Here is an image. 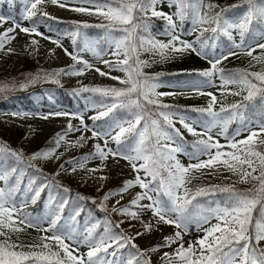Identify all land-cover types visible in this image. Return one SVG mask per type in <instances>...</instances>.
Wrapping results in <instances>:
<instances>
[{"label":"snow or ice","instance_id":"1","mask_svg":"<svg viewBox=\"0 0 264 264\" xmlns=\"http://www.w3.org/2000/svg\"><path fill=\"white\" fill-rule=\"evenodd\" d=\"M3 2L4 0H0V3ZM8 2L11 4L13 0H8ZM24 2L26 5L30 4V7L25 10L24 19H31L37 15V11H39L38 5L44 4L46 0H24ZM50 2L63 8L66 6L67 0H64V2L62 0H50ZM76 2L94 5L96 14L103 16L110 22L108 25H97V27H106L109 29V33L116 25L125 26L118 29L124 33L118 38L112 37L109 33L105 34V38L108 41V49H113L111 54L116 56L117 59L115 61L102 60V62L110 70L123 71L126 74V78L112 77V79H120L121 84L130 86L125 88L85 87L81 89L84 92L98 93L103 97L113 98L110 103L101 105L105 108L104 111H100L97 115L90 117V119L93 121L100 120L117 108L127 109L130 118L117 119L113 117L106 125L99 127L96 125L90 127L84 124L82 118V128L73 129V126L69 124V131H89L92 133V136L88 138L81 135L77 141L69 145L70 147H82V142H86V139H99L104 142L103 146L99 143L95 144V151L93 153L70 161L72 171L75 172L77 168L83 169L93 159H99L101 162L108 160L109 157L114 160L117 157L126 160L136 173L135 177L124 181L123 186L118 190L108 192L103 200L108 201L114 195L122 196L123 193L137 186L142 189L141 192L135 194L128 205H122L119 208L114 207L112 211L119 215H126L134 220H140L145 211H150L157 224L174 225L177 231L173 236L165 237L164 246H171L177 241L180 242V246L175 250L174 254H164L162 259L167 258L166 264H173V257L181 261L182 264H264V248L259 247L260 242L264 241V152L258 150V145H264V120H261L259 123L260 132L258 133L251 130L250 125L252 120L245 116L249 107L261 109L262 115H264V71H236L225 75L223 69L217 67L222 60L227 59L229 56L237 55L238 53L235 50L243 51L248 56H252L256 47L264 49V43L249 41L248 44H245V36L249 33L253 23L256 22L258 25L264 24V0H259V3L257 0H242L248 7L240 13L234 12L231 17L227 13L239 7V5L221 8L219 12L212 14V10L217 5L212 3L206 4L205 0H170V5L176 4L178 6L175 15L179 18L180 22H183L185 16L188 14L186 9L190 8L193 13V31H196V26H199L200 37L205 32L211 31L212 36L203 40L197 37L194 42L181 40L179 35L176 34L177 22L174 21L173 15L156 10V5L160 3V0H128L127 3L121 0L119 7H111L107 3H101L100 0H76ZM137 9L142 14L138 18L134 17V10ZM205 9L207 11H204ZM71 10L92 14L89 9L84 7H75ZM149 11L151 12V16L166 20L167 28L162 34L170 37L167 43L151 37L149 32L150 24L145 19ZM43 15L48 16V13L44 12ZM134 19H138L140 22L134 23ZM10 20L12 21V26L0 33V50H3L6 40L15 39V36H10L9 34L14 33L17 28L26 34L34 33L37 36L42 35V33L37 31V26L22 27L13 17L2 14H0V27H3V24ZM205 25L209 27H205ZM83 27L87 28L89 25L85 24ZM137 29H140L144 33H149L148 36L138 37ZM234 31L239 35V42L233 36ZM68 35L72 37V43L75 45L77 43L76 38L81 36L79 26L75 31L68 33ZM221 35L227 37L228 41L231 42L230 46L222 48L219 55L213 52L206 53V48L214 49L216 47L215 42L219 40ZM261 35H264V32ZM48 38L45 37V39ZM177 41L180 47L176 46ZM52 42L57 44L58 47L62 46L59 40H53ZM32 43L36 44L38 42L33 40ZM254 43L255 47H253ZM108 49L97 50L95 43L90 44L87 38H85L82 50L90 51L93 56L102 58L104 55L109 54ZM141 50L158 54L162 59L167 58L166 50H170L171 52L191 50L204 59H208L209 56L213 57L209 61L211 68L198 73L200 76L208 78L207 81H197L193 85L200 95L211 97L206 109H192V111L201 113L206 112L211 117L210 121L204 122L206 131L204 133L196 132L191 124L186 122L185 116H179V122L189 133L194 136H206V139H198L192 145L194 151L186 153L189 161H195L194 163L190 162L185 166L176 158V153L182 150L180 147H170L167 143H161V141H172L175 137L181 136L180 130L176 129L173 123V118L178 115V111L175 109L171 111L159 110L172 108L168 104L161 103L159 97L161 95H175V93L156 92V88L160 87L161 84L150 82L156 78L148 77L142 71V68L147 66L148 62L139 59ZM65 52L74 61L83 65L82 68L73 69L68 74L83 75L85 71L95 67L92 63L80 57L79 54L68 53L67 49H65ZM121 55L124 57L122 60L119 59ZM253 59L264 60V56L253 57ZM130 61L132 62L130 63ZM95 70L101 76L107 75V73L99 68H95ZM216 73H220L223 87H227L228 85H237L239 87V91L232 92V95H240L241 92H247V95H244L240 102L233 103L228 108L222 107L220 109V112H228L227 117H221L219 113L213 111V107L217 103L216 95L200 91V88L205 84H212V77ZM53 82L59 83L58 80ZM257 98H259L258 103ZM148 105L156 106L158 110L150 113L147 108ZM54 115H67V113H54ZM153 116L162 117L164 124L161 123L160 119L153 118ZM43 118L47 119L48 117L44 116ZM142 120L145 123L142 127L138 128ZM234 120H239L244 127L237 129L233 135L228 136V125ZM195 122L193 121V123ZM218 125L221 127L218 135L225 136V139L229 141L227 147L231 151H223L222 149L225 148V145L220 144L219 140H214L213 136L209 134L212 128ZM241 131H248L249 135L246 139L237 141L235 138L240 135ZM126 135H134L135 139L132 144L124 143ZM65 136L66 133L57 135V147H59L60 141L64 140ZM153 137L155 138L154 140L152 139ZM109 138L115 143V148L108 146ZM122 144L124 145L123 147L121 146ZM213 149H215L214 153ZM3 151L5 149L0 147V152ZM54 152V149H47L33 154L29 159L51 158ZM12 155L17 160L22 159V154L20 153L12 152ZM204 156L207 157L206 160L201 159ZM139 161H143V163H138ZM217 165L222 166L234 175H238L240 182H246L249 178L259 181V187L254 192L250 191L248 193L238 192L232 186L220 187L214 185L211 188L200 187L195 192L187 187V184L191 183L192 179L195 178L192 175L193 172H199L203 169H213ZM102 167L89 169V172L100 171ZM63 168L64 166L61 165L62 170ZM258 170L259 174L254 175ZM15 171V168L11 170L12 173ZM162 172H166V175H162ZM9 175L10 173L0 174V181L7 182ZM99 179L104 180L107 177H99ZM29 187H31V184H29ZM14 190L13 188H9L6 191L5 188H0V235H6L3 231L5 228L11 231L20 230L13 228V224L15 223L13 220V213L16 211L15 207H5L8 203V198L11 197ZM42 190L43 186L35 192L33 202H35V197H38ZM65 191H68V189H65ZM216 191L227 193L228 195L222 199L208 201V207H205L199 201L193 205V201H196L197 197L214 196ZM78 198L84 199V197ZM142 201H148V203L142 204ZM116 203L119 204L120 201L117 200ZM190 206L199 209V211L193 214L189 210ZM60 207L62 208L63 204ZM101 207L107 211L104 204ZM133 208L136 210H133ZM254 212L256 213L255 218L253 216ZM59 218L57 216L51 220L50 228H41V230L52 231L56 229ZM213 218L217 223L208 228H203V225L208 224ZM21 222H27L32 227H39L38 224H33L27 217L22 218ZM106 223L107 225H111V221H106ZM141 223L147 231H151L153 227L151 222L146 223L141 220ZM193 223L196 224L197 230L202 229L205 235L203 238L198 239L195 245L189 244L185 248L182 233H187L189 226ZM95 227L96 225H93L92 228L87 230L88 236L85 237V240L91 237ZM115 227L118 228L119 224H116ZM105 231L110 232L111 227H106ZM140 235H143V233L137 232L135 235L130 236L124 235L121 232L107 237L101 236L96 243L90 246V250L87 252L88 264H124V261L119 258L112 261L104 258L93 259L101 251L107 253L108 248H113L114 244L116 247L108 255L117 257L119 248L130 245L136 251L135 253H129L126 264H135L136 260L141 257L144 258L142 264H151L147 251H158L160 246L146 251L140 250L133 243L136 236ZM65 239H73L72 234L69 233L65 236L58 234L57 231H52L50 237H41L42 241H55L64 252L65 258H60L59 252L52 251L49 254H44L43 252L18 253L10 250L15 245L0 244V264H22L23 261L30 258L40 262V264H85L83 257L73 255V251L65 243ZM196 245L199 246L198 254ZM33 247L50 249L48 243L33 245Z\"/></svg>","mask_w":264,"mask_h":264},{"label":"rangeland","instance_id":"2","mask_svg":"<svg viewBox=\"0 0 264 264\" xmlns=\"http://www.w3.org/2000/svg\"><path fill=\"white\" fill-rule=\"evenodd\" d=\"M64 2V0H62ZM205 3H212V0H205ZM213 4V3H212ZM111 7H119L115 5H109ZM30 7V4H25L23 2L21 15L19 18H14L17 22L21 24L22 27H30L26 24L27 19H24V14L26 8ZM75 7H84L89 9L92 14L89 12H75L72 11V8ZM39 11L37 14H43L44 12L54 18L72 20L79 24H96V25H108L110 22L106 20L103 16L96 14L95 6L87 3H78L75 0H67L65 7H59L57 4H52L50 0H46L44 4L38 5ZM106 10V9H105ZM157 11H162L166 14L173 15L174 21L177 22V32L181 40L194 42L196 41V34H200L199 26H196L197 30L193 31V23L190 25L187 31H182V25L175 15L178 10L176 4L170 5V0H160V3L156 5ZM204 11H207L205 9ZM214 12V9L212 10ZM151 26V31L155 36H163V32L158 29L154 24L149 23ZM12 26V21H8L3 24V27H0V33L5 29ZM119 26V25H116ZM114 28H121V27ZM121 26V25H120ZM205 27H209L205 25ZM37 31L42 33V35L37 36L33 34H26L16 29L14 33H10V36H15V39L6 40L3 50H0V87L5 88L7 86L2 84V80L9 79L10 81L14 80L13 73L22 67L23 60L28 56L31 62L35 66L46 65L49 68L57 69V75L45 77V79L40 78L39 71L37 70L36 74L38 75L37 81L39 86H46L49 84L64 86L67 88L73 89H83L85 87L94 88L96 84L101 87H116V88H125V84L120 83V79L126 78V74L123 71L119 70H110L102 60H112L117 59L116 56L111 54L113 49H108V41L104 35V47L102 49H108L109 54L104 55L102 58L93 56L90 51L81 50V55L84 60H87L89 63H92L95 67L91 70H87L83 75H70L68 74L73 69H80L83 67L82 64L74 61L70 55L65 52L75 53V47L72 43V37L68 34L60 35L56 32L49 31L43 26H37ZM75 31V30H74ZM264 32V31H263ZM262 33V32H261ZM260 38L264 39V35H261ZM83 34V33H82ZM83 39L87 38V41L91 43V40L87 36H84ZM123 35V34H122ZM120 35V36H122ZM119 36V37H120ZM233 36L236 40L240 39L237 32H233ZM45 37H49L45 39ZM71 38V39H70ZM167 41L170 40L169 36H166ZM35 40L38 43L33 44L32 41ZM53 40H59L61 47H58L57 44L53 43ZM250 41H258V38L251 39ZM176 46L180 47L179 42H176ZM230 46V45H229ZM197 47H199L197 45ZM228 46L220 47L219 51L214 52L212 48L205 50L206 53L213 52L216 55H219L222 48H227ZM11 49V51H9ZM101 50V49H100ZM238 54L229 56L227 59L221 61L219 65L222 64H243L247 63L250 59L249 56L240 50H235ZM257 50L253 52L252 55H256ZM180 60L183 64L190 65L192 67H200L206 70L211 68L210 60L213 59L212 56H209L208 59L198 56L195 52L191 50L179 52ZM119 59H124L123 55ZM69 66L71 68H69ZM68 67V68H67ZM99 68L107 75L101 76L99 72L95 70ZM63 70V71H61ZM59 73V74H58ZM217 73L212 77V84H206L200 88V91L205 93H212L214 95H221L222 93L231 90L234 91L239 89L237 86H227L223 87L222 82L216 79ZM112 77H118L120 79H112ZM58 80L59 83L53 81ZM25 82L22 83V86ZM121 85V86H120ZM172 85V86H169ZM161 85L158 87V93H175L172 96L174 99H189L190 101H195L201 97L196 88L189 85H179V84H169ZM129 87V85H127ZM194 91V92H192ZM231 98L223 96V100H230ZM104 107H94L89 108L80 112L79 114H73L68 109L63 107H57L55 109L51 108H41L38 112H17V111H0V119H3L5 126L0 127V134L5 135V137L10 140L14 139L16 133L12 131L14 127L23 129L24 135L17 143V148L19 152L23 154H29L30 157L35 154L34 151L41 147V145L46 142L48 139L54 144L53 147H48L42 149V151L47 149H54V155L51 158H41L37 160H32L33 163L40 169L44 170L48 174L55 177L57 180L65 182L77 188L83 194L96 198L100 197L101 205L104 204L108 210H112L114 207L119 208L122 205H128L133 199L136 193L141 192L138 186L132 189H129L128 192L122 194V196H112L108 201H104V196L110 191H116L123 186V182L128 179H133L136 173L133 171L131 165L124 159L116 158L115 160L109 157L108 160L101 162L99 159L90 160L83 169L77 168L75 172L72 171V165L70 161H74L93 153L95 151L94 145L99 143L103 146V140L99 139H86V142H82V147H70L72 143L77 141L81 135H84L86 138L91 137L92 133L89 131H69L68 125L71 124L73 129L82 128L81 118L83 119L84 124L88 126H93V120L90 117L97 115L100 111H104ZM54 113H67V115H54ZM47 116V119L43 117ZM186 117V122L191 124L194 130L198 133H204L206 131L204 127L205 121L203 122L197 120V118L189 115L183 114ZM193 121H196L193 123ZM173 123L176 129L180 130V133L187 140L197 141L198 139H206L205 135L194 136L183 127L179 122V116L173 118ZM251 130L260 132L259 124L255 121H252ZM221 127L218 125L213 127L210 135L213 136L214 140H219L220 144L225 145L223 151H231L227 147L229 141L225 139L224 135H218L220 133ZM64 140L60 141L59 147L56 145V139L58 134H65ZM249 135L248 131H243L235 139L237 141L246 139ZM162 144L167 143L170 147H176V144L170 141H161ZM109 147L115 148V143L109 138ZM258 150L264 152V145H258ZM215 149H213V153ZM58 157V158H57ZM176 158L180 160L182 164L187 166L190 162L194 163L195 161H189L188 156L180 151L176 153ZM201 159L206 160L207 157H201ZM138 163H143L139 161ZM102 164L104 165L102 167ZM61 165L64 166L63 170ZM102 170L96 172H89V169H98ZM250 171V169H249ZM259 170L254 173L258 175ZM143 175V173H141ZM192 175L195 177L192 179L191 183L187 184V187L193 192L197 188H211L212 186H232L234 189H251L259 185V181L248 179L246 182H240L239 176L234 175L229 172L227 169L223 168L220 165H217L213 169H203L199 172H193ZM99 177H107V179L101 180ZM150 179V178H149ZM2 186V181H0V187ZM115 186V187H114ZM22 198V192L20 190L19 195L16 197L15 201L10 202L8 198V203L5 207L13 208L15 207L16 211L13 213V228L20 229L19 231H11L7 228L3 229L6 233L4 235L8 243H41L44 242L41 240V237H49V231H42L44 226L39 225V227H32L27 222H21L23 218L18 213V204L19 200ZM119 200L120 203L117 204L116 201ZM142 204L148 203V201H142ZM133 210H136L133 208ZM112 215L117 218L119 226L126 232L127 235H135V233L140 232L143 235L136 236L133 243L137 247L144 249V251L149 249H154L157 246L159 247L158 251H147V256L150 258L152 264H166V259H162L165 253L174 254L175 250L180 246V242L172 244L171 246H164L165 237L173 236L177 229L174 225L159 223L157 224L155 218L153 217L150 211H145L144 214L140 217V220H134L129 217V221H126L128 216L119 215L116 212L112 211ZM141 220L144 222H151L153 227L151 231H147ZM217 221L213 218L208 224H204L203 228H208L211 225L216 224ZM88 233L87 229L83 232V235ZM183 234V243L184 247L187 248L189 244L195 245V242L203 238L205 232L197 230L196 224L189 226V231ZM219 235V233H217ZM66 242L78 252H85L87 247L74 239H65ZM264 244V241H262ZM197 254L199 253V246L196 245ZM173 264H182L177 258L173 257Z\"/></svg>","mask_w":264,"mask_h":264},{"label":"trees","instance_id":"3","mask_svg":"<svg viewBox=\"0 0 264 264\" xmlns=\"http://www.w3.org/2000/svg\"><path fill=\"white\" fill-rule=\"evenodd\" d=\"M76 1V0H75ZM101 3H107L108 5L119 6L121 0H100ZM123 2L127 3L128 0H123ZM259 3V0H257ZM214 5L217 7L214 9L215 12H219L221 8H230L232 5H239V7L232 9V11L228 12L227 15L229 17L232 14L240 13L244 9L248 7L246 3H243L242 0H212ZM23 0H13L10 4L8 0H4L3 3H0V13L5 16H11L13 18H19L21 14ZM188 13L185 16L183 22H180L182 25V31H187L190 25L192 24V9H186ZM142 14L139 10H134V17H140ZM149 23L154 24L158 29L162 32L167 28V22L165 19L160 17L151 16V12L149 11L145 17ZM179 19V18H178ZM28 24L33 26L42 25L47 30L56 31L60 34H68L72 32L74 29H77L79 26V31L84 30L86 34L89 36L92 43H95L97 50H100L104 47V35L109 33V29L106 27H97L96 24H88L89 27H83V24L76 23L72 20L54 18L50 15L44 16L43 14H37L31 19H27ZM140 22L138 19H134V23ZM151 26L149 28V32L151 37L159 40L161 42L167 43L166 35L163 36H155L151 31ZM214 26V25H213ZM116 27H125V26H116ZM130 27V26H128ZM119 28H113V30L109 33L112 37L118 38L120 35L124 34L118 30ZM264 31V24L258 25L256 22L250 28L249 33L245 36V44H248L249 41L253 38L257 39L256 43H264V39L260 38V33ZM149 33H144L140 29H137V36L147 37ZM212 36L211 31L205 32L202 37L200 34H196L195 37H200V39H207ZM77 43L75 46V54H81V50L84 46V41L82 37L79 36L76 38ZM239 42V40H236ZM211 43V41H210ZM216 47L212 51H219L222 46H229L231 44L228 41L227 37L223 35L220 36L219 40L216 42ZM255 47V43L253 44ZM206 48L205 50H207ZM257 50L256 55L249 56V61L243 64H222L219 65V69H223L224 74H228L230 72L236 71H247V72H262L264 71V60L253 59V57H262L264 56V49H260L259 47L255 48ZM167 58L162 59L158 54H154L153 52L140 51L139 59L142 61H147V66L142 68V71L148 77H155V80L150 82L160 83L161 85H169V84H179V85H193L197 81H207L208 78L200 76L198 73L201 71H205L206 69L200 67H192L187 64H183L180 60L179 52H171L170 50H166ZM132 61H130L131 63ZM68 68V67H67ZM69 68H71L69 66ZM37 70L39 71L40 78L45 79V77L57 75V69L49 68L46 65L35 66L33 62L27 57L23 60V65L21 68L16 70L13 73L14 80L10 81L9 79L2 80V84L7 86L5 88L0 87V111H24V112H38L41 108L49 107H63L68 109L73 114H79L80 112L87 110L89 108L94 107H102L101 105L110 103L113 98L112 97H103L98 93L92 92H84L81 89H73L67 88L64 86L58 85H46L39 86V82L37 81L38 75L36 74ZM216 79L220 82V73H217ZM25 84L22 86V83ZM255 82V81H254ZM206 85V84H205ZM204 85V86H205ZM121 86V85H120ZM130 86V85H129ZM228 86H237V85H228ZM95 87H101L96 84ZM121 87H127L121 86ZM238 87V86H237ZM239 88V87H238ZM158 88H156V92ZM239 89L234 91L228 90L221 95L217 96V103L213 107V111L219 113L221 117H227L228 112H220L222 107L228 108L233 103L240 102L243 99L244 95H247V92H241L240 95H232V92H237ZM194 92V91H192ZM231 98L230 100H223V96ZM211 97L208 95H201L195 101H190L189 99H174L169 95H161L159 100L163 104H168L172 106L170 109H159L160 111H171L173 109L178 111V115L181 114H189L197 120L203 122L206 120H211V117L207 115V113H201L198 111H192V109H199L208 107V103ZM259 98H257L258 103ZM95 105V106H94ZM149 112H156L158 109L156 106L148 105L147 106ZM246 118H251L252 121L256 123H260L261 120H264V115H262V110L259 108L249 107L247 112L245 113ZM113 117L117 119H127L130 118L128 116L127 109H114L108 116L101 118L100 120L93 121L92 124L97 127L101 125H106L107 122L111 121ZM153 118H157L161 120V123L164 124L162 117L153 116ZM147 119V117H146ZM145 123L144 120L141 121L142 127ZM5 126V122L3 119H0V127ZM244 125L239 120H234L232 123L228 125L227 135L231 136L237 129L243 128ZM16 133L14 139H7L5 135L0 134V147H3L5 151L0 152V174L10 173L8 176L7 182L2 181V186L0 188H5L7 191L9 188L15 189L13 194L10 197V202H14L16 197L19 195L20 190L22 192V198L19 200L18 205V213L24 218L27 217L28 220H31L33 224H38L44 226V229L50 228L51 220L55 219L59 216V220L57 222V228L52 231H57L58 234L67 235L69 233L72 234L73 239L83 243L87 249L85 252H78L76 249H73L65 240V243L70 246V250L73 251V255L77 257H83L85 264H88L87 252L90 250V246L96 243L101 236H111L117 233H123L127 235L126 232L119 226L115 227L118 224V220L116 217L112 215V210L105 211L101 207L100 197H90L83 194L77 188L73 187L70 184L57 180L52 175L48 174L44 170L38 168L32 160H30V153L23 154L19 152L17 148V143L24 135L23 129L14 127L12 129ZM243 132V131H241ZM237 137V136H236ZM135 137L134 135H126L124 138V143L132 144ZM155 139L154 137L152 138ZM177 144V147H180L185 153H190L194 151L192 145L196 141L187 140L181 136L175 137L172 140ZM54 144L48 139L44 142L40 148L34 151V153L41 152L42 149H46L48 147H53ZM124 146L123 144L121 145ZM134 146V144H133ZM12 152L22 154V159L17 160L15 156L12 155ZM15 168V172L12 173L11 170ZM162 175H166V172H162ZM31 184V187H29ZM46 185V186H45ZM43 186V190L40 191V195L35 197V202H33L34 194L37 190H39ZM115 187V186H114ZM259 187L255 186L251 189H235L238 192L248 193L253 191ZM68 189V191H65ZM227 193H221L216 191L215 195L209 196H200L197 197L196 201H193V205H195L198 201L204 204L205 207H208V201L222 199L226 197ZM78 197H84V199H79ZM166 199V197H165ZM66 201V203H64ZM95 201V203H93ZM63 204V207L60 206ZM189 210L195 214L199 211V209L193 208L190 206ZM78 213V214H77ZM255 218L256 213H253ZM129 221V217H125ZM106 221H111V225H107ZM195 224V223H193ZM93 225H96L94 228L92 235L89 239L85 240V237L88 236L83 235V232L89 228H92ZM192 225V224H191ZM106 227H111L110 232H106ZM52 231H49L52 235ZM49 236V237H50ZM111 242V241H109ZM42 243H48L50 245V249H45L42 247H33V245H39ZM123 243V242H121ZM0 244H11L15 245L14 248L10 249L12 251L18 253H33V252H43L44 254H49L52 252H59L60 258L64 257V252L59 248V246L55 243V241H44L41 243H8L4 237V235H0ZM116 245H113V248H108V252L105 253L103 251L99 252L96 257H93L94 260H98L104 258L108 261H112L114 259H121L126 264L129 253H135L136 249L131 248V246L119 248L117 251V257H112L108 255L111 253ZM260 248H264V244L262 241L259 245ZM139 248V247H138ZM142 250L141 248H139ZM144 251V250H142ZM227 251V249H225ZM144 258H138L135 264H142V260ZM22 264H40V262L35 261L33 258L25 260ZM152 264V263H151Z\"/></svg>","mask_w":264,"mask_h":264},{"label":"bare ground","instance_id":"4","mask_svg":"<svg viewBox=\"0 0 264 264\" xmlns=\"http://www.w3.org/2000/svg\"><path fill=\"white\" fill-rule=\"evenodd\" d=\"M71 39V38H70ZM70 53V52H69Z\"/></svg>","mask_w":264,"mask_h":264}]
</instances>
